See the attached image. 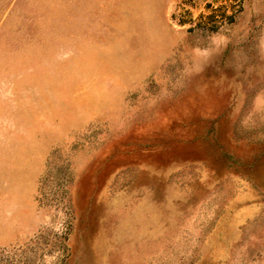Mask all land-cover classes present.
Instances as JSON below:
<instances>
[{
	"label": "rangeland",
	"instance_id": "obj_1",
	"mask_svg": "<svg viewBox=\"0 0 264 264\" xmlns=\"http://www.w3.org/2000/svg\"><path fill=\"white\" fill-rule=\"evenodd\" d=\"M0 264H264V0H0Z\"/></svg>",
	"mask_w": 264,
	"mask_h": 264
}]
</instances>
